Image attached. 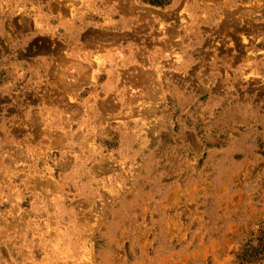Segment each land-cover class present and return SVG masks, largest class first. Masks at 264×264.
Wrapping results in <instances>:
<instances>
[{
    "label": "rangeland",
    "instance_id": "rangeland-1",
    "mask_svg": "<svg viewBox=\"0 0 264 264\" xmlns=\"http://www.w3.org/2000/svg\"><path fill=\"white\" fill-rule=\"evenodd\" d=\"M264 264V0H0V264Z\"/></svg>",
    "mask_w": 264,
    "mask_h": 264
},
{
    "label": "trees",
    "instance_id": "trees-1",
    "mask_svg": "<svg viewBox=\"0 0 264 264\" xmlns=\"http://www.w3.org/2000/svg\"><path fill=\"white\" fill-rule=\"evenodd\" d=\"M251 248L253 250V246L251 247L248 244L242 250L243 252L239 253V255L237 256V259L240 261V264H249L250 263V261L248 259L251 258V256H252L250 253Z\"/></svg>",
    "mask_w": 264,
    "mask_h": 264
}]
</instances>
